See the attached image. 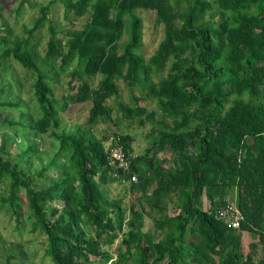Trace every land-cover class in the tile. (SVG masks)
Here are the masks:
<instances>
[{
  "label": "trees",
  "instance_id": "trees-1",
  "mask_svg": "<svg viewBox=\"0 0 264 264\" xmlns=\"http://www.w3.org/2000/svg\"><path fill=\"white\" fill-rule=\"evenodd\" d=\"M58 3L65 19L87 16L82 28L66 32V41L57 37L62 31L49 17ZM135 10L154 11L164 27L148 61L138 52L142 23ZM125 15L132 21L128 40L119 47ZM45 25L49 39L42 63L48 68L43 70L31 38ZM24 31L27 37L10 41L0 36V61L5 67L12 59L32 72L40 115L31 129L49 133L58 150L30 176L12 163L3 137L0 180L8 182V195L0 197V208L9 205L18 214L23 191L30 232L44 235L51 264H264V0H50ZM74 60L77 67L62 101L48 74L64 71ZM97 75L101 78L93 87L90 79ZM119 79L135 102L122 108L128 117L144 116L138 123L152 124V133L142 155L132 152L131 135L113 133L130 162L116 178L104 145L108 137L97 139L87 129L59 130L58 110L89 102L91 124L110 122L113 110L106 101L119 95ZM149 99L156 109L141 104ZM0 123L20 124L1 116ZM166 150L168 162L158 156ZM51 169L60 175L35 188ZM121 179L140 193L128 221L120 201L111 202L105 188ZM228 201L242 214L237 229L217 214ZM169 204L174 214L168 213ZM145 205L155 214V228L164 231L159 240L142 231ZM119 233L121 247L113 260L102 246ZM245 233L257 241L243 257Z\"/></svg>",
  "mask_w": 264,
  "mask_h": 264
},
{
  "label": "rangeland",
  "instance_id": "rangeland-1",
  "mask_svg": "<svg viewBox=\"0 0 264 264\" xmlns=\"http://www.w3.org/2000/svg\"><path fill=\"white\" fill-rule=\"evenodd\" d=\"M22 1L0 0V36H7L9 41L16 37H27L24 28L32 26V21L38 14L39 8L50 0H26L20 6ZM134 15L142 23V43L138 52L142 54L145 61H148L154 55L160 41L164 37V27L162 24L156 23L154 11L135 10ZM49 17L57 25V29L62 31L57 37L64 41H66L67 31L82 28L87 19V16L76 19L71 18L70 20L65 19L64 8L59 3L52 7ZM124 18L126 19V30L119 40V47L128 40L127 28L130 21H132L130 15H125ZM48 39L47 25L31 38V43L35 45L37 51L40 68L43 70L48 68L42 63ZM76 67V60H74L64 71L57 69L48 74L49 82L57 99L62 100L69 92L68 81L71 79L70 73ZM56 73L57 76H54ZM100 78L99 75L91 78V85L97 87ZM152 80L156 82L158 79L157 77H152ZM33 82L34 76L32 72L23 68L19 63L9 59L4 67L2 61H0V104L5 102L13 103L12 106L0 105V116L2 119L20 122V124L13 126L0 123V143L3 137L8 139L7 150L11 153L10 159L12 163H18L30 176H34L41 167L45 166L58 150V144L49 133L38 135L31 129L34 120L40 115V110L34 100ZM116 83L120 90L119 95L106 101V105L113 110L110 122L91 124L88 121L91 105L89 102L77 105L69 104L67 109L58 110V117L60 118L59 130L69 132L78 128L81 131L87 129L88 133L94 135L97 139L103 136L108 137V140L104 143L105 148L109 146L110 138L114 132L129 134L133 137V142L131 143L132 152L142 155L151 142L152 124L145 122L143 126H140L138 119L144 116L139 118L127 116V112L122 106L134 107L135 102L132 100L125 83L121 79ZM141 104L146 106L148 110L156 109L153 99ZM30 146H33L34 149L30 150ZM19 154L22 156H19ZM158 156L165 158L167 162L170 159L168 150L159 152ZM58 162L62 165L64 157L61 156ZM168 164H165V166H168ZM58 175H60L58 170L51 169L47 173V179L36 181L34 187L37 189L45 187L50 183L48 179L55 178ZM7 187L8 182L0 180V197L8 195ZM105 188L108 191L107 197L111 202L120 201V206L125 210V221H128L130 218V206L134 203L135 196L140 195V193L130 191V185L125 181L108 183ZM19 196L22 203L17 208L18 214L13 215L9 205L0 208V264H51L49 257L45 256L44 235L40 232H30L31 220L28 218L29 210L23 191L19 193ZM174 201L177 203L175 198ZM57 206L61 207L60 201L57 202ZM145 208L142 231L150 233L155 240H159L163 237L164 231H159L155 228L153 222L155 214L151 213L146 205ZM167 209L170 214L176 212L173 204H169ZM127 230V226H124V232ZM120 233L113 243L102 246V249L113 256V260L117 259L118 250L121 247L122 235ZM187 236L189 238L192 237L190 234H187ZM252 241H257L256 236H250L247 233L243 234L241 247L243 257L249 252L248 245ZM8 255L14 256L8 259ZM256 255L258 256L259 253Z\"/></svg>",
  "mask_w": 264,
  "mask_h": 264
},
{
  "label": "built area",
  "instance_id": "built-area-1",
  "mask_svg": "<svg viewBox=\"0 0 264 264\" xmlns=\"http://www.w3.org/2000/svg\"><path fill=\"white\" fill-rule=\"evenodd\" d=\"M105 149L108 154V164L116 169L112 175L116 178H120V171H126L130 164L127 154L114 137L110 138V144ZM131 180L135 181L136 178L132 177ZM217 214L219 219H221L228 227L233 229L239 228L242 214L236 206L231 203V201H228L226 206L221 208Z\"/></svg>",
  "mask_w": 264,
  "mask_h": 264
}]
</instances>
